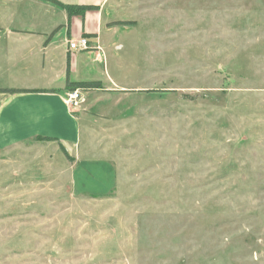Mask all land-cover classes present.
<instances>
[{
	"label": "rangeland",
	"instance_id": "rangeland-1",
	"mask_svg": "<svg viewBox=\"0 0 264 264\" xmlns=\"http://www.w3.org/2000/svg\"><path fill=\"white\" fill-rule=\"evenodd\" d=\"M118 10L74 156L0 149V264H264V0Z\"/></svg>",
	"mask_w": 264,
	"mask_h": 264
},
{
	"label": "crops",
	"instance_id": "crops-1",
	"mask_svg": "<svg viewBox=\"0 0 264 264\" xmlns=\"http://www.w3.org/2000/svg\"><path fill=\"white\" fill-rule=\"evenodd\" d=\"M121 1L0 0V75L18 83L27 81L0 88L29 90L0 92V149L30 137H55L50 141L63 145L67 152L70 141L80 146L83 117L65 101L70 91L67 84L100 80L104 87L118 86L120 80L109 73V63L118 67L116 51L124 46V29L115 19ZM68 5L75 7L71 14ZM86 5L94 7L75 10ZM82 35L101 49L70 48V40ZM103 72L105 76L99 79ZM100 89H85V97ZM18 100L19 104L12 105ZM14 131L19 138L7 140Z\"/></svg>",
	"mask_w": 264,
	"mask_h": 264
},
{
	"label": "built area",
	"instance_id": "built-area-1",
	"mask_svg": "<svg viewBox=\"0 0 264 264\" xmlns=\"http://www.w3.org/2000/svg\"><path fill=\"white\" fill-rule=\"evenodd\" d=\"M70 48L75 50H88L92 48L101 49L99 45L93 47L88 36L82 35L77 39L70 40ZM84 88H75L68 92L65 98L66 103L71 107H78L86 100Z\"/></svg>",
	"mask_w": 264,
	"mask_h": 264
},
{
	"label": "trees",
	"instance_id": "trees-1",
	"mask_svg": "<svg viewBox=\"0 0 264 264\" xmlns=\"http://www.w3.org/2000/svg\"><path fill=\"white\" fill-rule=\"evenodd\" d=\"M67 7H68V10L71 14L75 7L73 5H68ZM93 7L94 6H92V5L77 6L75 10L81 11V10H84V9L86 10V9L93 8ZM67 87L70 90L75 89V88H84V89L101 88V89H104V85H103L102 81H100V80L73 81V82L69 81L67 84ZM21 91H29V90L28 89H18V88H0V92L14 93V92H21ZM39 139L55 140L57 138H55V137H40ZM61 147L66 152L65 147L63 145H61Z\"/></svg>",
	"mask_w": 264,
	"mask_h": 264
}]
</instances>
